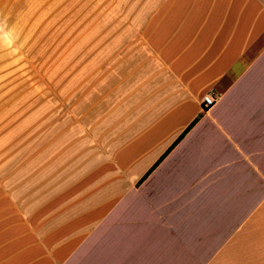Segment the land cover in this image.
<instances>
[{"label":"crops","instance_id":"0c3cea01","mask_svg":"<svg viewBox=\"0 0 264 264\" xmlns=\"http://www.w3.org/2000/svg\"><path fill=\"white\" fill-rule=\"evenodd\" d=\"M134 47L99 77V177L0 264H264V0H165Z\"/></svg>","mask_w":264,"mask_h":264},{"label":"rangeland","instance_id":"374dc122","mask_svg":"<svg viewBox=\"0 0 264 264\" xmlns=\"http://www.w3.org/2000/svg\"><path fill=\"white\" fill-rule=\"evenodd\" d=\"M163 1L0 0V242L30 241L27 231H47L89 192L99 77L133 51Z\"/></svg>","mask_w":264,"mask_h":264},{"label":"built area","instance_id":"2783aa9c","mask_svg":"<svg viewBox=\"0 0 264 264\" xmlns=\"http://www.w3.org/2000/svg\"><path fill=\"white\" fill-rule=\"evenodd\" d=\"M222 95L217 91H212L206 94L203 98V105L205 110L214 107L221 99Z\"/></svg>","mask_w":264,"mask_h":264}]
</instances>
